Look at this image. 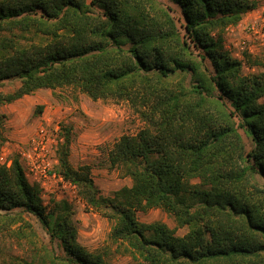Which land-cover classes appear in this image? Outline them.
Returning a JSON list of instances; mask_svg holds the SVG:
<instances>
[{
    "label": "trees",
    "instance_id": "1",
    "mask_svg": "<svg viewBox=\"0 0 264 264\" xmlns=\"http://www.w3.org/2000/svg\"><path fill=\"white\" fill-rule=\"evenodd\" d=\"M170 1L178 17L162 0H0V87L18 81L0 89V105L64 86L127 101L144 127L121 135L107 163L129 186L102 195L88 165H70L68 133L57 148V172L86 208L112 222L110 239L143 264H264V73H243L244 62L223 44L225 30L257 2ZM4 119L0 113L1 140ZM150 208L187 231L140 222L136 212ZM24 212L61 254L36 243ZM5 232L30 247L10 264H109L78 242L70 203L47 211L17 156L0 163Z\"/></svg>",
    "mask_w": 264,
    "mask_h": 264
},
{
    "label": "rangeland",
    "instance_id": "2",
    "mask_svg": "<svg viewBox=\"0 0 264 264\" xmlns=\"http://www.w3.org/2000/svg\"><path fill=\"white\" fill-rule=\"evenodd\" d=\"M162 1L175 10L176 17L179 16L173 2ZM255 1L257 7L248 11L238 25L228 27L223 35L224 46L244 62L243 73H264V29H260V33L249 29L251 24L258 28L264 18V0ZM242 41L245 43L241 44ZM17 85V80L7 81L0 89L8 92ZM0 113L5 115L0 163L10 164L12 157L19 158L27 180L39 185L47 211L55 201L70 203L78 221V242L88 251L104 254L109 264H143L140 257L133 256L123 245L110 239L112 222L101 212L86 208L75 185L65 181L56 170L57 148L68 133L70 165H88L102 195L111 196L120 187L129 186V177L108 166L107 151L121 135H134L144 127L130 104L111 98L92 99L74 86H64L54 90L38 89L2 104ZM239 132L248 147V137L242 129ZM136 216L140 222L161 221L174 228L176 235L181 236L187 231L186 227H176L173 217L160 208L137 211ZM23 217L31 225L37 244L42 241L53 247L57 254L62 253L60 244L50 241L38 218L27 212ZM17 226L12 228L17 229ZM29 255L30 247L26 241L10 232L0 233V264H10L11 257L27 258Z\"/></svg>",
    "mask_w": 264,
    "mask_h": 264
},
{
    "label": "built area",
    "instance_id": "3",
    "mask_svg": "<svg viewBox=\"0 0 264 264\" xmlns=\"http://www.w3.org/2000/svg\"><path fill=\"white\" fill-rule=\"evenodd\" d=\"M249 29H250L252 32H254V33H260V29H264V18L261 20V23H260V25L258 26V28L256 27V25L251 24V25L249 26ZM244 43H245L244 41L241 42V44H244ZM248 50H251V49H248ZM2 164H4V163H2ZM6 165H9V163L6 164Z\"/></svg>",
    "mask_w": 264,
    "mask_h": 264
}]
</instances>
